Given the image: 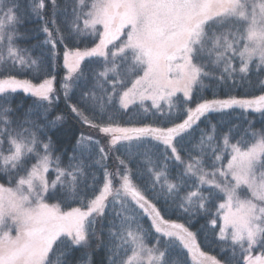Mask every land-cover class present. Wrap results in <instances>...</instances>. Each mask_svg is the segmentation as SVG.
<instances>
[{"label":"snow or ice","instance_id":"obj_1","mask_svg":"<svg viewBox=\"0 0 264 264\" xmlns=\"http://www.w3.org/2000/svg\"><path fill=\"white\" fill-rule=\"evenodd\" d=\"M0 264H264V0H0Z\"/></svg>","mask_w":264,"mask_h":264},{"label":"trees","instance_id":"obj_2","mask_svg":"<svg viewBox=\"0 0 264 264\" xmlns=\"http://www.w3.org/2000/svg\"><path fill=\"white\" fill-rule=\"evenodd\" d=\"M40 38L43 39V34H41ZM85 63H87V61H85ZM62 64H63L62 59H57L56 67L54 69H49L48 70V73H50L51 75H55L56 76V78H57V87H59L60 81L66 75L65 68L62 66ZM27 78H31V75L28 74ZM43 78H48V75L45 74V76ZM234 94H239V93H234ZM23 95H24L26 104L32 103V98L27 97L26 94H23ZM202 95L204 96V98H207V99L214 98L213 95H212V90L211 89L205 90ZM219 98H224L222 89L219 90ZM197 100H199V97H197ZM189 106L194 107L195 105L194 104H190ZM133 108H135V106H133ZM57 110L58 111H62V112H66L67 111V104L65 103V101L63 99V96H61V99L58 102ZM212 115L217 116V118L219 116V114H212ZM249 118L256 122V127H259L260 117H259L258 113L250 114ZM228 119L239 121V120L242 119V117H240L239 113L237 112L236 114H234L232 117H229ZM124 120L125 121L128 120V116H125ZM141 121L146 122V123H153L154 125H156L158 123V118L156 116H152L151 113L145 114L141 110H136V112L133 115V125L134 126H139ZM74 123H75L74 121H70V124H74ZM133 125H129V126H133ZM75 127L77 129H79L80 132H83L86 135L87 134H92L94 136H97V138H101V136H102V134L97 135L95 133V130L94 129H90L87 125L75 124ZM101 142L103 143V140ZM110 164H111V162H110ZM109 170H111V167H110ZM73 206H78V205H73ZM165 218L166 219H171V220H174V221L180 222V223L184 222V218L180 215V213L178 211L175 214L169 213L168 215L165 216ZM145 219H146V226H147V224L150 223V221H147V218H145ZM198 239H200L199 236H198ZM201 247L203 248V250L209 252V254H211V255H216L217 254L214 245L213 246H208V245L202 243Z\"/></svg>","mask_w":264,"mask_h":264},{"label":"rangeland","instance_id":"obj_3","mask_svg":"<svg viewBox=\"0 0 264 264\" xmlns=\"http://www.w3.org/2000/svg\"><path fill=\"white\" fill-rule=\"evenodd\" d=\"M65 71H66V75H67V69H66V68H65ZM66 75H65V76H66ZM147 103H150V102H147Z\"/></svg>","mask_w":264,"mask_h":264}]
</instances>
